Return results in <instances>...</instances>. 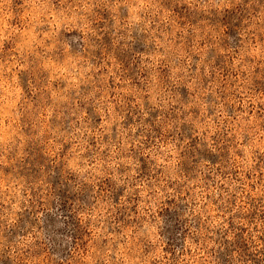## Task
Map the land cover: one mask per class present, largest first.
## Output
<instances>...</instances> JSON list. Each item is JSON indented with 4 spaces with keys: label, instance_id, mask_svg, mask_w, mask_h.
Instances as JSON below:
<instances>
[{
    "label": "clouds",
    "instance_id": "clouds-1",
    "mask_svg": "<svg viewBox=\"0 0 264 264\" xmlns=\"http://www.w3.org/2000/svg\"><path fill=\"white\" fill-rule=\"evenodd\" d=\"M0 264H264V0H0Z\"/></svg>",
    "mask_w": 264,
    "mask_h": 264
}]
</instances>
